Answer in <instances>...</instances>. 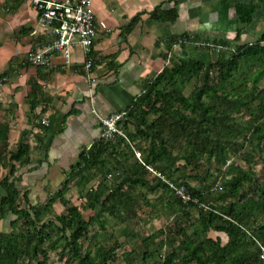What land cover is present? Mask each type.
Listing matches in <instances>:
<instances>
[{"label": "trees", "instance_id": "obj_1", "mask_svg": "<svg viewBox=\"0 0 264 264\" xmlns=\"http://www.w3.org/2000/svg\"><path fill=\"white\" fill-rule=\"evenodd\" d=\"M160 4L155 5L149 11V15L161 21H175L178 16L176 1L175 5L169 9H161ZM138 17L139 13L123 25L122 33L130 31ZM179 38H183V41L178 42ZM238 39L239 32L232 39L234 47L230 56H218L207 65L201 59L187 56L172 65H165L155 75L146 78L143 81L141 92L126 108L127 116L122 123L125 132L122 135H116L117 143H111L101 136L90 146L83 148L78 160L66 172L59 188L55 189L43 202L30 201L27 189H22V185L18 183L19 177L15 176V161L29 158L26 152L28 144L21 142L15 150L7 151L6 149V153L9 152L7 157L4 152L0 151V164L7 166V173L0 180V185L4 190L0 196V220L11 216L9 230L0 228V264H32L31 259L40 251H42V258L37 259L36 264H47V250L40 246L44 239L50 236L46 229L49 221L42 219L44 209L49 207L57 197L65 202L63 192L71 182L70 176H67L71 171L80 177L85 172H89L91 168L103 169L108 157L113 160L114 167L119 168L121 164V160L117 157L121 153L118 148L119 143L126 144L127 150L136 161L127 165L122 162L124 165L120 168L123 167V170L117 176L115 189L107 191L100 181L97 186L86 192V205L92 209L99 206L100 209L112 207L116 210L128 203L130 200L128 188L124 189L123 186L150 184L151 181L145 177L146 165L152 164L162 169L165 163L172 164L177 157L187 160L196 159L200 153L206 151L224 159L227 146L240 143L237 142V138L242 128L231 116L233 111L241 109L247 111L255 121H258L254 129L264 136V29L252 42L239 43ZM163 40L167 47L173 43H179L181 52L188 54L186 43L196 39L189 32L183 31ZM215 43L224 47L228 46L230 41L221 38L215 40ZM248 59L258 61L259 66L253 76V82L257 84L259 80H263V85L256 91L242 84L233 86V90H224L223 82L229 81L242 61ZM211 67L215 68L217 78L222 84L209 81L207 75ZM204 70V80L195 85L188 95L184 94L178 86L177 77L186 75L201 78ZM7 73V70L1 72L0 78ZM205 96L215 98L216 101L206 102ZM150 114H153L151 118H149ZM130 123L134 127V133L128 131ZM244 127L249 128L250 126ZM126 132L129 133L131 141L135 140V136L143 142L148 141L147 144H135L134 146L125 139ZM3 144L6 145V141L0 142V148ZM136 151L139 152L137 158L135 157ZM261 177L263 181L253 185L249 171L240 169L228 181V185H225L226 195L237 193L242 189L244 202L251 208L258 207L264 211V163ZM156 181L168 185L161 181L160 177H157ZM245 183L249 184L248 187L253 185L252 190L259 192L263 198L256 200L248 194V189H244ZM177 184L180 183L177 182ZM182 184L190 195V198L184 202L185 204L196 205L205 199L203 194L190 183L182 182ZM222 198L226 199V196ZM179 200L182 201V198ZM239 206L237 201L218 205L209 210L199 206V224L193 230L195 236L184 234V237L179 240L183 251L175 250L167 254L162 264H190L192 261L195 264L264 262V258L262 260L259 256L261 243L258 244L260 247L257 246L253 234L248 232L243 212L240 211ZM66 211L67 213L55 217L62 225L63 231L65 228H70L71 231L69 235L64 232L65 243L69 251L67 264L73 262L75 264H108V261L115 257L112 248L99 244L93 253L80 250L79 239L87 235V222L77 205H67ZM259 226L264 231V222L259 223ZM210 229L223 231L228 240L222 243L219 236L216 238L207 236L206 233ZM248 241L253 244V250H249ZM175 256L177 261L174 260Z\"/></svg>", "mask_w": 264, "mask_h": 264}, {"label": "crops", "instance_id": "obj_2", "mask_svg": "<svg viewBox=\"0 0 264 264\" xmlns=\"http://www.w3.org/2000/svg\"><path fill=\"white\" fill-rule=\"evenodd\" d=\"M175 1V21L149 15L155 5L169 9ZM92 8L95 22L105 26L87 54L90 67L77 45L68 62L56 51L43 66L26 59L51 39L32 0H0V73L8 71L0 78V142L6 141L0 151L7 157L6 149L28 144L29 158L15 161V176L33 202H43L80 151L102 136L99 116L126 109L143 81L167 65L172 52H181L179 43L167 47L164 38L186 31L196 41L200 36L233 39L239 32L241 43L254 41L264 29V0H93ZM137 13L133 28L122 33ZM206 54L196 50L194 57L204 60ZM6 173L0 164V180ZM6 219L7 229L2 222L0 228L9 230L11 216Z\"/></svg>", "mask_w": 264, "mask_h": 264}, {"label": "rangeland", "instance_id": "obj_3", "mask_svg": "<svg viewBox=\"0 0 264 264\" xmlns=\"http://www.w3.org/2000/svg\"><path fill=\"white\" fill-rule=\"evenodd\" d=\"M221 38L230 41L228 46L221 47L215 43V40ZM232 41V38L223 36H200L199 40L186 43L188 54L172 52L167 65L179 62L187 56L194 57L196 50L207 53L206 57H202L207 65L218 56H230L234 47ZM258 66V61L255 59L243 60L240 67L233 72L230 80L223 82L224 90H233L232 87L238 84L254 91L258 90L263 85V80H259L257 84L253 82V76H255ZM208 72L207 77L210 82L222 84L217 78L214 67H211ZM204 78L205 70L202 72L201 78L179 75L177 77L178 86L184 94L188 95L193 87L200 84ZM204 99L206 102L216 101L215 98L209 96H205ZM152 115L150 114L149 118ZM231 116L242 128L237 138V142L240 143L228 145L224 159L206 151L200 153L196 159L187 160L183 157H177L174 163H165L162 169L156 167V165H146L147 173L145 177L151 181L150 184H134L130 187L124 185V189L128 188L130 200L120 206L119 209L114 210L112 207L100 209L99 206L92 209L88 207L86 205V192L97 186L100 181L107 191L116 188L115 181L118 180L117 176L123 170V167L120 168L124 165L122 162L127 165L136 161L130 155L125 143H119L118 145L121 150V153L117 156L121 160L119 168H115L113 160L108 157L106 166L103 169L99 167L91 168L89 172H85L80 177L74 171H71L70 175H67L70 176L71 182L63 192L65 202L57 197L49 207L44 209L42 215V219L45 218L49 221L46 229L50 236H47L40 245L44 250H47V264L68 263L69 251L65 243L64 232L69 235L71 231L70 228H65L63 231L62 225L55 216L67 213L66 206L70 204L79 207L87 222V235L79 239L80 250L93 253L99 244H103L106 248H112L115 257L109 260L108 264H162L167 254L175 250L183 251L179 240L184 237V234L191 237L195 236L193 230L199 224V206L209 210L212 207L225 205L231 201H237L240 204L239 209L243 212L247 230L253 234L256 245L259 246L258 244L261 243L264 246V231L259 226V223L264 222V211L258 207L251 208L247 205L244 202L245 197L242 195V189L230 195H226L225 191V185H228V181L240 169L249 171L253 185L263 181L261 175L264 163V136L254 129L258 121H255L244 109L233 111ZM246 125L250 127H244ZM128 128V131L134 133V127L131 123ZM124 137L134 146L135 144L146 145L148 142L138 140L135 136V140L131 141L128 132ZM117 141L118 139L111 143H117ZM135 157H139L138 151H136ZM156 176L168 185L156 181ZM177 182L180 184H177ZM182 182L190 183L191 186L203 194L205 199L196 205L185 204L186 200L180 195V189H183L185 193L187 189ZM244 185V189H248V194H251L256 200L263 198L259 192L252 190L253 185L250 187L247 186L248 183ZM57 188H59V185L52 191ZM222 196H226V199ZM179 198H182V201ZM0 222H2V227L6 228L3 223L6 224L7 219ZM206 235L213 238L219 236L222 243L228 240L223 231L210 229ZM248 248L253 250V244L249 241ZM259 256L263 260L264 257L260 255V250ZM39 258H42V251L31 259V263L36 264V260ZM174 260L177 261L176 256ZM72 264H75V262ZM190 264H195V262L192 261ZM256 264H264V262Z\"/></svg>", "mask_w": 264, "mask_h": 264}, {"label": "built area", "instance_id": "obj_4", "mask_svg": "<svg viewBox=\"0 0 264 264\" xmlns=\"http://www.w3.org/2000/svg\"><path fill=\"white\" fill-rule=\"evenodd\" d=\"M93 0H32L38 13L39 21L46 25L51 34L50 41L39 48L30 50L26 59L28 62L48 66L51 63V54L60 52L68 62L72 48L79 46L86 55L85 66L89 68L90 59L87 57L100 27L105 23L94 20ZM183 41L179 38L178 42ZM126 109L99 116L103 126L102 136L110 142L116 140V135L124 134L122 123L126 118ZM156 173V171L154 170ZM160 173V172H158ZM180 195L188 200L190 195L180 189ZM260 255L264 257V246L261 244Z\"/></svg>", "mask_w": 264, "mask_h": 264}]
</instances>
